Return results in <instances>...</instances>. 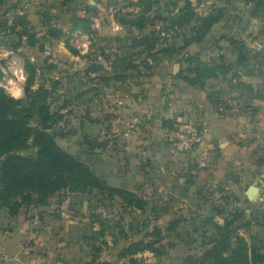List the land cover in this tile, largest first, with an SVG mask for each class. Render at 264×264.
Segmentation results:
<instances>
[{
	"label": "rangeland",
	"instance_id": "rangeland-1",
	"mask_svg": "<svg viewBox=\"0 0 264 264\" xmlns=\"http://www.w3.org/2000/svg\"><path fill=\"white\" fill-rule=\"evenodd\" d=\"M137 1H0V88L9 96L22 99V104L26 107L29 106L27 88L31 91L37 90L41 86L47 89L50 93L48 103L51 111L55 114L56 120L54 132L57 134V142L64 149L79 151L80 136L78 131L85 126L90 129L84 137L85 144L90 149L88 142H91L96 134H100L97 130L95 131L94 127V122L98 118L103 120L105 125L109 126L110 124L109 130H113L114 120L112 122L110 120L115 119L114 117L123 116L121 115L123 112H118L115 115V111H110L113 106L111 104H114L119 97H126L124 94L129 92L128 89H125L127 86L140 91L141 88H144V83L141 82L142 78H151L157 68L165 67L166 72L169 71L174 75L185 67V64L187 66L188 56L199 55L203 62H210L222 50L223 40L219 32L206 37L197 45L182 48L183 41L190 40L194 36L191 29L194 26L197 27L198 23L187 25L184 32L181 31L183 36L180 37H176L177 33L175 31H170L168 36L169 45L180 48V51L176 49L174 54H152L145 50V47L131 49V44L135 38L145 36V33L150 31L156 34V41L159 44L154 52L161 49L165 44L162 38L166 35L165 28L169 26L170 18L177 13L178 8L183 3L180 2L181 0H157V4L148 15L152 21H149L146 31L145 29L139 31L135 27L123 25L120 21L121 18L141 16L139 12H142V7L133 4ZM178 1V6H175L174 3ZM191 1L196 13L201 17L218 16L225 9V5H223L225 0ZM258 10L262 22L260 28L264 31V4L260 5ZM158 16L166 18V23L157 19ZM79 17L88 21L76 22V18ZM18 18H21L20 22H17ZM13 26L16 27L17 31L26 32L28 35L21 36L11 32ZM53 32H57L58 34H55L59 36H53ZM31 36L34 38L33 42H31ZM246 56L252 57L250 53H246ZM254 56L256 61L264 66L263 51H257ZM247 60L248 58L245 57L240 65L241 69L239 67L234 71L231 70L232 72L229 71L227 75L220 73L212 79L204 80V78H201L200 84H197L198 87L201 86L202 89L213 95L222 93L233 97L249 95L251 88L248 84L241 81L239 83L236 77H232L238 71L245 73L254 71ZM27 63L35 67L34 74H30V71L27 70ZM128 64L135 67L133 70L124 72L122 67H126ZM94 67H99L100 70L96 73H87L89 69ZM117 72L126 74L127 78L120 79L118 82L122 85L123 90L114 93L111 87H108L109 84L112 85L111 80H105V78H112ZM203 75L205 76V74ZM114 81L113 84H116L117 80ZM123 81H127V86L122 84ZM180 88L181 85L176 86L178 94L181 92ZM14 89H19L21 94L16 96ZM82 92H87V96H80ZM176 98L177 96L171 97L169 103L171 105L177 104ZM124 104L126 105V103ZM122 106H119V108ZM127 106L129 107L127 108V112H129L127 118L131 119L130 122L135 127L140 126L143 119L135 116L137 115L135 108H131L129 104ZM87 108L86 125L82 117L87 112ZM130 129L132 130L134 127ZM68 133H71L72 136L64 138L67 137ZM156 133H160L159 130H156ZM161 134V140L164 139L165 142H168L165 133L161 132ZM81 138L83 139V137ZM104 140L108 142L109 146L104 151L105 154L108 158L112 156L114 161H117V154L114 156L116 152L114 151L115 143L112 137ZM141 163L144 167L145 159ZM124 166L125 164H122L117 168H123ZM229 180H233V178ZM256 180L261 188L257 204L253 205L249 200L244 201L246 186L239 192L240 201L244 203L242 205L245 208L244 212L247 213V218L252 219L256 215L259 220H263L264 180L263 178H255L249 183L254 184ZM151 181L156 183L154 180ZM171 181L168 185L172 186L173 191L182 193L183 190L181 189H187V187L181 185V182L178 183L174 179H171ZM153 186L154 184L148 183L150 190L145 189L144 195H142L144 198L145 196L150 198L149 205L143 210L129 207L121 199L117 197L110 198L107 194L100 193L99 190H93L89 194L83 193L80 197L76 196V192H61L51 198L53 201L47 204L49 205L47 209L57 211V209H61V207H58L59 205H64L65 211H68L63 216L69 215V219H78L84 225L82 249L85 253H89L88 259L93 255V247L100 246L103 250L98 260L95 261L92 258L94 261L92 263L98 264L97 261H108L110 264H129L124 260H118L117 256L121 248L129 243L128 240L132 242L149 240L147 234L157 226L163 229L164 239L161 243L163 245L161 250H164L165 254L159 255L145 251L138 255L140 264H184L187 256L201 255L204 252L201 242L203 233L206 231L202 228H199L200 230L196 232L192 231L193 226L186 223L184 228L181 226L175 231L168 230L173 220L184 219V216L192 218L199 214L198 210H194L188 205L181 208V199L165 201L163 197L155 196L157 192ZM218 188L221 193L220 200L227 208L226 210L223 209L224 216L234 215L235 212L242 210L240 209L242 207H233L236 206L234 204L228 205L235 198L230 193V191L232 192L231 184L228 183L227 179L221 181ZM187 190L188 193L192 191L191 188ZM152 197L156 199V202ZM164 209L166 210L164 211ZM221 221L220 219L219 222ZM246 222H248V219L245 218L235 225L241 226ZM260 226L262 229H256L255 227L249 229V225H247L241 231L248 239L257 235L258 239L260 237L264 240V224ZM188 228H190L189 231ZM204 238L210 240L213 236H204Z\"/></svg>",
	"mask_w": 264,
	"mask_h": 264
},
{
	"label": "crops",
	"instance_id": "crops-1",
	"mask_svg": "<svg viewBox=\"0 0 264 264\" xmlns=\"http://www.w3.org/2000/svg\"><path fill=\"white\" fill-rule=\"evenodd\" d=\"M223 5L225 9L220 21L206 37L220 33L223 40L221 52L229 63H235L240 54L239 46L235 47L229 40L233 38L244 44V53L252 56H247V62L254 71H238L236 79L239 83L241 81L251 86L249 95H213L198 85L179 78L178 72L172 75L171 72H166L165 67L157 68L151 78H142L144 88L140 91L128 87L127 81L122 82L129 92L124 94L125 98L119 97L111 104L113 106L110 111H115V115L123 112V116L110 120H114L111 131L110 124L105 125L100 118L94 122L95 131L100 133L92 138L96 145L94 150L91 151L85 144L84 137L90 131L87 126L78 131L79 151L65 148L87 163L110 186L132 191L142 197L145 189L150 190L148 183H151L157 192L155 196L163 197L165 201L181 199V208L188 205L198 210L199 214L192 218L184 216L177 228H184L185 223L191 224L192 231L202 228L206 231V236L213 237L216 224L224 222L225 216L221 213L224 212L223 209H227L220 200V182L227 179L231 184L230 193L235 199L228 205L242 207L240 209L244 212V203L240 201L239 192L246 186V194L248 187L252 185L249 182L255 178L264 180V66L254 56L257 51L264 53V31L260 28V12L258 10L255 14L257 0H225ZM197 44L192 43L190 46ZM118 82L113 84L115 81L111 80L113 86L108 85L114 93L123 90ZM179 85L181 92L178 94L176 86ZM82 95L86 97L87 92H82L80 96ZM174 96H177V104L171 105L169 102ZM216 97L225 101V108L221 111L215 108L212 101ZM127 104L138 111L135 116L143 119L140 126L135 127L131 124V119L127 118ZM121 105L123 106L119 108ZM86 111L82 117L84 123L88 108ZM185 120L192 121L205 130L202 142L191 152H180L167 139L169 143L161 140V132L166 133L169 129V121L176 124ZM156 130L160 133H156ZM71 136L68 133L64 138ZM110 137L115 143L114 156L117 154V161L112 156H109V160L104 152L109 148L104 139ZM102 138L104 139L101 140ZM144 159L143 167L141 162ZM122 164L125 166L118 169L117 166ZM231 178L233 180H229ZM171 179L181 182L187 189L191 188V193L184 188L181 189L182 193L173 191L172 186L168 185ZM254 185L259 187L260 192L257 180ZM259 192L256 201H251L247 194L244 201L257 204ZM83 193L91 192H76V196L80 197ZM144 199L149 205L150 198L145 196ZM154 200L156 202L155 198ZM52 201L53 199L49 203ZM48 206L23 208L17 216L12 217L8 209L0 204V264H96L92 263L93 255L88 259L89 253L82 249L84 225L78 219H69V215L63 216L68 211H65L64 205H59L61 209L57 211L48 210ZM244 214L247 217V213ZM252 227L262 229L255 224H250L248 228ZM240 233L247 240H251L242 231ZM201 246L206 249L209 245Z\"/></svg>",
	"mask_w": 264,
	"mask_h": 264
},
{
	"label": "trees",
	"instance_id": "trees-1",
	"mask_svg": "<svg viewBox=\"0 0 264 264\" xmlns=\"http://www.w3.org/2000/svg\"><path fill=\"white\" fill-rule=\"evenodd\" d=\"M157 2V0L133 2V4L142 7V12H139L141 16L121 18V23L135 27L139 31L144 29L146 31L149 21H152L148 15ZM180 2H183L182 5L178 8L177 13L170 18L169 26L165 28L166 35L162 37L165 44L161 49L154 52L159 44L153 31L145 33V36L135 38L131 49L145 47V50L152 54H174L176 49L180 51V48L169 45L168 36L171 30L177 33L176 37H180L183 36L181 31L184 32L187 25L198 23L197 27L194 26L191 29L194 36L190 40L183 41L182 48H186L192 43H201L212 27L220 21L223 14L222 11L218 16L201 17L196 13L191 0H181ZM178 4L179 1L174 3L175 6ZM262 4H264V0H257L255 14ZM20 19L18 18L17 22H20ZM157 19L166 23V18L162 16H158ZM76 20V22L88 21L81 17ZM11 32L21 36L28 35L26 32L17 31L15 26L11 28ZM55 33L53 32L52 35L58 37L59 35ZM33 39L31 36V42ZM229 41L235 47L239 46L240 54L235 63H229L221 51L210 62H203L199 55L188 56L187 66L185 64V67L178 72L179 78L192 85H197L200 84L201 78L212 79L220 73L227 75L229 71L239 68L247 57L244 53L246 47L239 40L231 38ZM134 67L128 64L126 67H122V70L124 72L133 70ZM27 70L30 71V74L35 73V67L30 63H27ZM99 70V67H94L87 73H96ZM126 76V74L117 72L112 78H105V80L120 81V79L127 78ZM232 77H238V72ZM248 86L251 88L250 85ZM26 93L28 107L22 104V99L9 96L0 88V204L8 209L12 217L17 216L23 208L47 205L51 198L61 192L99 190L100 193L107 194L110 198L121 199L129 207L141 210L147 207L148 202L145 199L132 191L108 185L95 174L87 163L59 145L56 139L57 134L54 132L55 114L51 111L48 103L50 93L47 89L41 86L39 89L31 91L27 88ZM212 101L219 111L225 108V101L222 99L216 97ZM167 124V127L172 129L175 122L169 121ZM88 145L93 150L96 147L92 140L88 142ZM244 213L239 211L234 215L225 216L222 224H216V232L210 240L204 238L206 236V232H204L201 244L209 245L208 248L204 249V252L199 256H187L184 264H263L264 240L260 237L258 239L256 235L249 241L241 235L240 231L250 224L263 225L264 219L259 220L256 215L249 219L245 217ZM221 214L223 215V212ZM245 218L248 219V222L241 226L235 225ZM179 222L180 219L173 220L168 230L175 231ZM147 236L149 240L146 241L132 242L128 240L129 243L119 251L118 260H124L129 264H140L138 255L145 251L159 255L165 254L164 250H161L163 247L161 243L164 239L162 228L154 227ZM102 251L100 246L93 247L95 261L101 256ZM97 263L110 264L108 261H97Z\"/></svg>",
	"mask_w": 264,
	"mask_h": 264
},
{
	"label": "built area",
	"instance_id": "built-area-1",
	"mask_svg": "<svg viewBox=\"0 0 264 264\" xmlns=\"http://www.w3.org/2000/svg\"><path fill=\"white\" fill-rule=\"evenodd\" d=\"M204 131L198 124L185 120L168 129L165 137L180 152H191L202 142Z\"/></svg>",
	"mask_w": 264,
	"mask_h": 264
},
{
	"label": "water",
	"instance_id": "water-1",
	"mask_svg": "<svg viewBox=\"0 0 264 264\" xmlns=\"http://www.w3.org/2000/svg\"><path fill=\"white\" fill-rule=\"evenodd\" d=\"M258 192L259 187L252 184L248 187L246 194L251 201H256Z\"/></svg>",
	"mask_w": 264,
	"mask_h": 264
},
{
	"label": "clouds",
	"instance_id": "clouds-1",
	"mask_svg": "<svg viewBox=\"0 0 264 264\" xmlns=\"http://www.w3.org/2000/svg\"><path fill=\"white\" fill-rule=\"evenodd\" d=\"M14 94L16 96H19L21 94L20 90L19 89H14Z\"/></svg>",
	"mask_w": 264,
	"mask_h": 264
}]
</instances>
